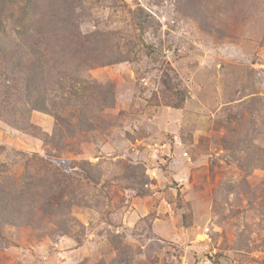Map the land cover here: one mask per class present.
<instances>
[{"label": "rangeland", "instance_id": "1", "mask_svg": "<svg viewBox=\"0 0 264 264\" xmlns=\"http://www.w3.org/2000/svg\"><path fill=\"white\" fill-rule=\"evenodd\" d=\"M0 15L51 66L29 85L0 39V99L1 73L21 88L0 117V264H264V0H0Z\"/></svg>", "mask_w": 264, "mask_h": 264}, {"label": "trees", "instance_id": "2", "mask_svg": "<svg viewBox=\"0 0 264 264\" xmlns=\"http://www.w3.org/2000/svg\"><path fill=\"white\" fill-rule=\"evenodd\" d=\"M21 21H25V17L21 18ZM143 23H139L141 26ZM12 33H9L6 26L4 25V22L2 21V17L0 15V39H3V48H2V54L7 56L9 59L13 60L12 63H8L4 59V68H7L9 66H18V68H23L27 72V76L25 79V82H27L29 85L35 83V72L42 74L43 77H46V74L44 73L45 67L49 70L51 67L49 64H47L48 61L45 60L43 55L35 54L37 51L36 48L33 47V44L29 41L30 39H27L29 36L27 35L25 30L22 31H16L14 36H18V40L11 37ZM34 39V38H33ZM33 42V40H31ZM35 45V44H34ZM37 47L46 46V45H35ZM17 70H9L1 73L2 77H4L3 81L9 86L7 87V93L4 94V98H1L0 100L3 102L2 104L4 107H2V104L0 106L1 110L4 112V115H0L1 118L5 119L7 118V115L14 116L15 112L14 109L16 107L13 106L15 99L18 100V94L21 90V88L17 87L16 74ZM42 77V79H43ZM61 78L63 76L61 75ZM63 80V79H62ZM47 85H50V83H46ZM24 85V84H23ZM51 87V86H50ZM63 87V86H60ZM59 87V88H60ZM71 87V86H70ZM32 90H34V86L31 87ZM61 89V88H60ZM26 97H30V92L26 94ZM80 98V95L78 93L70 94L66 98L67 101L74 100L78 101ZM49 99H52L51 92H49L46 89H42L37 94V99L33 102H30V100H25L26 105L32 110H46L47 109V102ZM63 100V99H61ZM13 106V107H12ZM179 105H174L175 108H178ZM21 111V110H20ZM2 112V113H3ZM21 117L20 119L25 120L22 113L19 114ZM64 168V167H62Z\"/></svg>", "mask_w": 264, "mask_h": 264}]
</instances>
